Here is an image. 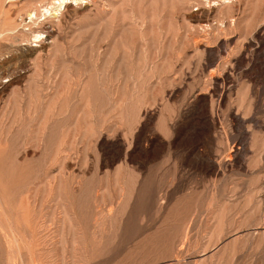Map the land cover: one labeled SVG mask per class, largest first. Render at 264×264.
Instances as JSON below:
<instances>
[{
	"label": "rangeland",
	"instance_id": "obj_1",
	"mask_svg": "<svg viewBox=\"0 0 264 264\" xmlns=\"http://www.w3.org/2000/svg\"><path fill=\"white\" fill-rule=\"evenodd\" d=\"M4 1L0 264H264V0Z\"/></svg>",
	"mask_w": 264,
	"mask_h": 264
},
{
	"label": "bare ground",
	"instance_id": "obj_2",
	"mask_svg": "<svg viewBox=\"0 0 264 264\" xmlns=\"http://www.w3.org/2000/svg\"><path fill=\"white\" fill-rule=\"evenodd\" d=\"M6 1V0H5ZM4 1V2H5ZM31 1V0H30ZM30 1H28L27 3H29ZM38 1V0H37ZM47 1H49V4L48 5H46L45 6V4L46 3H44L43 5H41V11H45V13L47 14H49V15H55V14H57L58 13V11H60V9L59 8H61V7H63V9H64V7H65V5L67 4V3H69L70 2V0H47ZM72 1H77V0H72ZM3 2V1H2ZM32 2H34L33 0H32ZM45 2V1H44ZM10 3V2H9ZM11 4V3H10ZM10 4H9V6H10ZM2 6L4 5V4H1ZM0 5V6H1ZM13 5V4H12ZM11 5V6H12ZM37 5V4H36ZM14 6V5H13ZM17 6V5H16ZM24 6V5H23ZM26 6V5H25ZM31 6V5H30ZM33 6V5H32ZM40 7V6H39ZM22 8V7H21ZM23 9V8H22ZM27 9V8H26ZM18 10H20V9H18ZM36 10H37V8H31L30 10H28L27 9V11L28 12H24V10H23V12L25 13V14H23V15H26V17L28 16V22H29V24H26V22H25V24L23 25L24 26V29L23 30H27V31H29V27L31 26V24H34V21H35V19H36V16H37V12H36ZM26 11V10H25ZM19 12V11H18ZM17 13V12H16ZM21 13H22V11H21ZM39 13V12H38ZM45 13H43L42 15H43V17H44V15H45ZM60 13V12H59ZM4 14H6V12L5 11H2L1 10V8H0V38L2 37H10V36H6L5 35V32L7 31V30H9V29H11V28H14V27H16L17 25H19L21 22H22V20L21 19H19L20 21L18 22H16L15 23V21L14 22H5V16H3ZM18 14V15H17ZM16 15L17 16H21V14H19V13H17ZM39 15V14H38ZM40 15H41V13H40ZM49 15H46V16H49ZM2 16V17H1ZM45 16V17H46ZM13 17V16H12ZM25 17V16H24ZM38 17H41V16H37V18ZM45 17L43 18V20L45 19ZM8 18V17H7ZM15 18H16V16H15ZM20 18H22V17H20ZM8 19H10V17L8 18ZM7 19V20H8ZM39 19V18H38ZM40 20V19H39ZM9 21V20H8ZM38 21V20H37ZM41 21V20H40ZM36 22V21H35ZM40 23V22H39ZM22 24V23H21ZM30 25V26H29ZM35 25V24H34ZM38 26H39V24H37ZM21 26V25H20ZM25 26H28L27 28L25 27ZM33 27V26H32ZM42 27V26H41ZM26 28V29H25ZM30 29H31V27H30ZM37 29V28H36ZM35 29V30H36ZM39 29V28H38ZM22 31V30H21ZM10 33H12L11 31H9ZM14 32V31H13ZM33 32V31H32ZM35 32V31H34ZM37 33L36 34H34L35 35V37H37V34H39V37H40V34H43V32L41 31V30H38V31H36ZM16 33V32H15ZM9 34V33H8ZM18 34H20V35H22V33H18ZM19 35V36H20ZM25 35V34H24ZM31 35H33V33L31 34ZM13 37L15 36V35H12ZM18 36V35H17ZM16 36V37H17ZM27 36V35H26ZM29 36V35H28ZM15 37V38H16ZM24 37V36H23ZM22 37V38H23ZM35 37H32L31 36V38H35ZM6 38V39H7ZM21 38V39H22ZM25 38V37H24ZM28 37H26V39H27ZM30 38V39H31ZM12 39V38H11ZM26 39H23V40H26ZM37 39V38H36ZM47 39V38H46ZM3 40V39H2ZM5 41V40H4ZM7 41H9V39H7ZM20 41V40H19ZM19 41H17V42H19ZM11 42V41H10ZM14 42V44H15V40L13 41ZM12 42V43H13ZM23 42V41H22ZM26 42H28V40L26 41ZM2 43V42H1ZM1 43H0V47H1ZM4 43V42H3ZM21 43V42H20ZM6 44V43H5ZM19 44V43H18ZM22 44V43H21ZM20 44V45H21ZM10 44H8V46H9ZM12 46V45H11ZM31 46V45H30ZM14 49V48H13ZM24 49V48H23ZM32 49V48H31ZM7 49L5 48V51H6ZM10 50V49H9ZM8 50V51H9ZM4 51V50H3ZM14 51H15V49H14ZM30 52H32V51H30ZM2 53H4V52H2ZM1 53V54H2ZM12 53V52H11ZM18 53V52H17ZM16 53V54H17ZM5 54H6V52H5ZM4 54V55H5ZM15 54V53H14ZM10 55V54H9ZM19 55V54H18ZM0 56H2V55H0ZM5 57V56H4ZM12 57H15V56H12ZM6 58V57H5ZM4 58V59H5ZM3 59V58H2ZM9 59V58H8ZM5 63H8V61H4ZM3 62V63H4ZM5 66V65H4ZM15 72H17V71H15ZM20 73V72H19ZM12 75V74H11ZM15 77V76H14ZM6 78H9V77H6ZM6 80V79H5ZM2 81H3V79H2ZM34 86V85H33ZM4 88V87H3ZM1 90V89H0ZM20 94V93H19ZM14 105V104H13ZM9 112V111H8ZM9 222V221H8ZM5 224V223H4ZM1 226V225H0Z\"/></svg>",
	"mask_w": 264,
	"mask_h": 264
}]
</instances>
